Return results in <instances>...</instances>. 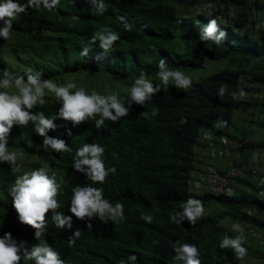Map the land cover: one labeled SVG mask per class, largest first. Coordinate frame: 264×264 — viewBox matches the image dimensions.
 Segmentation results:
<instances>
[{
    "label": "trees",
    "instance_id": "obj_1",
    "mask_svg": "<svg viewBox=\"0 0 264 264\" xmlns=\"http://www.w3.org/2000/svg\"><path fill=\"white\" fill-rule=\"evenodd\" d=\"M104 3L107 11L103 14L85 0H59L51 8L41 3L38 8H29L27 14L17 15L10 38H0V79L5 70L14 74L32 70L41 72L44 79L65 82L92 73L105 74L130 86L131 77H138L141 71L151 82L158 80L161 58L173 70L205 68L207 60L225 61L227 65L192 81L187 90L169 84L168 91L161 90L144 106L133 103L129 115L115 123L105 120L100 129L91 120L73 127L70 122L56 119L58 127L48 135L64 139L71 148L69 152L56 153L43 147V138L35 133L32 122L26 127L13 126L8 136L9 148L43 158L31 166L36 169L50 165V172L55 173L60 184L59 212L72 215L68 209L72 189L77 185L102 189L105 199L123 205L122 220L105 223L93 219L91 228L87 227L88 221L73 216L71 229H58L49 213L45 239L64 264H182L173 259V245L177 242L196 245L201 264H232L230 251L219 247L227 233L220 225V215L208 211L195 225L187 220L177 225L170 217L181 212V204L193 197L203 205L216 200L228 209L227 213L236 217L241 212L243 219L264 226L260 216L248 212L250 208L264 211L262 199L247 194L211 197L190 190L197 161L194 148L200 132L204 129L219 132L232 124L238 108L264 104L258 99L248 101L244 95L255 85L264 86V31L255 36V22L246 27L259 4L254 0V4L252 0H104ZM208 4L212 5L211 16L206 8L203 10ZM185 7L201 10L185 11ZM263 7L264 1L260 8ZM120 17H125V21ZM212 18H218L220 29L226 32L220 45L199 40L200 28ZM103 26L120 36L109 53H104L98 42L91 41ZM83 47L92 49L88 56L80 54ZM221 87L225 89L223 96ZM128 99L121 102L127 105ZM58 110V102L37 104L32 109L33 113L43 112L48 118L56 116ZM144 111L147 117L141 116ZM67 129H71V136L67 135ZM85 143L102 146L105 167L116 169L102 184H92L73 167L76 150ZM20 169L22 173L23 167ZM21 173H14L9 164L0 163V237L10 232L14 239L26 241L31 248L38 243L34 229L19 222L9 194L15 176ZM142 215L152 216L151 223L142 219ZM76 230H80L78 238L73 236ZM243 246L247 249L246 259L252 246L247 242ZM132 256L135 261L130 259Z\"/></svg>",
    "mask_w": 264,
    "mask_h": 264
},
{
    "label": "clouds",
    "instance_id": "obj_2",
    "mask_svg": "<svg viewBox=\"0 0 264 264\" xmlns=\"http://www.w3.org/2000/svg\"><path fill=\"white\" fill-rule=\"evenodd\" d=\"M254 1L259 6L253 9L246 27H251L253 22L256 25L258 22L254 16V12L256 13L260 8L261 0ZM85 2L95 8L100 14L107 11L104 0H85ZM41 3L44 7L51 8L59 4V0H27V3H20L19 0H0V21H3V26L0 27V38L8 40L11 36L13 20L16 16L21 13L27 14L29 8H38ZM205 8L208 10V15L211 16L212 5H205L203 10ZM187 10L188 8L185 7V11ZM73 19H78V17H73ZM119 19L125 21V17H120ZM254 33L257 36L260 33L256 26L254 27ZM225 37L226 32L220 29L218 18L209 19V22L199 30V40L204 43L211 42L215 45H220ZM119 39L120 36L117 32L107 26H103L92 36L91 41L93 44L98 42L99 48L104 53H109ZM91 51L92 49L90 47H83L80 54L85 57ZM157 67V77L161 82L158 85H154L143 71H141L138 77L135 75L131 77L133 84L130 85L131 88L129 90L127 105L121 102L116 93L103 95L95 90L89 93L82 87L77 88V85L73 82L57 84L52 79H44L42 78L43 74L37 71L28 70L23 74H14L5 70L3 78L0 79V163H7L14 173H21L18 160L23 153L9 150L8 146V136L13 126L26 127L29 122H32L35 133L43 138V147H50L56 153L69 152L71 148L64 139L48 135L50 131L57 129L56 119L70 122L73 127L91 120L94 122L95 127L100 129L103 127L105 120L115 123L129 115L133 103L144 106L146 102L150 101L161 90L168 91L170 82L177 89L187 90L191 87L192 81L190 77L180 70L171 69L165 59L161 58ZM46 91L53 93L56 101L59 103L58 114L53 118L46 117L43 112L33 113L32 111L37 104L45 103ZM224 92L225 89L221 87L220 95L223 96ZM152 114L155 115V111ZM141 116L147 117L148 113L144 111L141 113ZM66 131L67 135H72L71 129H67ZM256 148L264 149V142H261ZM103 154L104 148L99 144L85 143L81 148L76 150L73 167L77 172L83 173L92 184H102L110 172L114 173L116 171L115 167L111 169L105 167L102 159ZM249 162L254 161L250 160L245 163H238L235 166ZM209 166L216 168L213 165H208L206 169ZM50 169V165L41 166L30 171H23L21 174L15 176L14 182L9 190L12 198V207L17 214L19 222L34 229V238L38 243L29 248L26 241L18 242L10 232H5L0 237V264H22V262L23 264H29V262L31 264H64L59 253L45 239L49 213L52 214L51 219L53 225L58 229L65 227L71 229L73 216L78 220L88 221V228L92 227L91 221L93 219H99L105 223L108 220L116 222L123 219V205L119 202L113 204L104 198L102 189L92 186L82 187L77 185L72 189L70 207L68 209L72 213L71 216L59 212L60 202L58 195L60 184L57 183L56 175L54 172H50ZM200 171L204 172L203 170H199L198 173ZM198 173L195 177L197 180V189L202 194H208L211 197H222L213 196L206 192L201 186V179H199ZM260 173L261 171L257 175L248 174L234 179L233 195L231 189H229L227 194L231 196L223 197L247 194L251 197L264 200L262 198L264 197V192L260 193L261 197L258 194H248L242 190L238 192V188L243 179H254ZM193 177L192 173L190 190L198 194L196 193V189L192 188ZM211 203L212 201L203 205L202 201L189 197L181 204L182 211L173 214L170 219L177 225L181 224L184 220L195 225L196 221L204 213L208 212L207 209H211ZM224 209L226 211H223ZM227 210L224 207L210 212L220 215L221 225V217L227 214ZM141 218L148 223H151L153 219L150 215H142ZM231 229L237 235L230 237L226 233L220 241L219 247L220 249L230 251L232 264H247L244 259L247 254V249L243 246L246 240L244 228L240 223L233 222ZM227 232L229 233V229H227ZM73 236L78 238L80 236V230H76ZM173 251L175 252V256L173 257L175 261L182 262V264H201L199 249L194 244L177 242L173 245ZM233 258L236 259L233 260ZM130 259L135 261L136 257L132 256Z\"/></svg>",
    "mask_w": 264,
    "mask_h": 264
},
{
    "label": "crops",
    "instance_id": "obj_3",
    "mask_svg": "<svg viewBox=\"0 0 264 264\" xmlns=\"http://www.w3.org/2000/svg\"><path fill=\"white\" fill-rule=\"evenodd\" d=\"M264 0H261V4ZM200 7L188 8L187 11H199ZM257 30L264 31V7L259 8ZM254 12V16L256 15ZM251 92H245L248 101H256L257 99L264 103V86L255 85ZM260 90V91H259ZM264 142V104L259 106L240 107L235 111L234 119L231 125L220 128L219 132L209 129L202 130L199 142L194 148L196 168L194 176H197L199 170L205 171L208 165H213L218 169L228 170L238 163L248 161L262 162L263 170L254 179H243L238 188L239 191L248 194H258L264 192V161L263 148H250V143L260 144ZM247 146V147H246ZM244 157V158H242ZM192 188L196 189L197 185L192 184ZM261 197V196H260ZM264 199V197H262ZM217 208L211 206L207 211H216ZM223 211H226L224 209ZM233 211V210H231ZM237 213V210H234ZM250 214L260 216L264 220V211H258L254 208L248 209ZM242 213L224 214L221 217V225L225 229H229L227 236L234 237L237 235L233 232L231 225L238 222L244 228L245 242L252 246L251 254L245 259L247 264H264V226L250 223L247 219L242 218ZM243 219V220H242ZM236 258H233L235 260Z\"/></svg>",
    "mask_w": 264,
    "mask_h": 264
},
{
    "label": "rangeland",
    "instance_id": "obj_4",
    "mask_svg": "<svg viewBox=\"0 0 264 264\" xmlns=\"http://www.w3.org/2000/svg\"><path fill=\"white\" fill-rule=\"evenodd\" d=\"M255 36H257L254 33ZM226 62L224 61H211L207 60V64L205 68L195 69V70H180L185 73L188 77H190L191 81H198L202 77L208 76L213 72L223 69V66H226ZM61 80V79H60ZM67 82H73L77 85V88H84L87 92L91 93L93 90L97 91L100 94L107 95L116 93L120 100L129 98V90L131 86L123 83L121 80L107 76L105 74L94 75L92 73L87 75H79L73 78L67 79ZM57 84L66 83L64 80L61 81H53ZM153 82H160V80H153ZM161 83V82H160ZM172 84V82H170ZM45 102H57L53 93L45 92ZM9 150H14L20 153H23L20 150L9 148ZM244 158V157H242ZM38 160H43V158L27 156L25 153L18 160V164L20 168L23 167L24 171H30L34 169L31 164L37 162ZM194 176V173H193ZM192 184L197 185V180L195 176L192 179ZM196 193L202 194L199 189L196 188ZM211 202V201H210ZM211 205L215 208H224L221 203L216 200H212Z\"/></svg>",
    "mask_w": 264,
    "mask_h": 264
},
{
    "label": "built area",
    "instance_id": "obj_5",
    "mask_svg": "<svg viewBox=\"0 0 264 264\" xmlns=\"http://www.w3.org/2000/svg\"><path fill=\"white\" fill-rule=\"evenodd\" d=\"M256 13L255 18L257 19ZM264 151V149H263ZM264 156V155H263ZM264 160V157H263ZM262 171V163L249 162L235 166L231 170L221 171L209 166L206 171L198 173L201 179V186L206 192L213 196H231L228 195V190L231 189L232 195L234 193L233 180L245 175H257Z\"/></svg>",
    "mask_w": 264,
    "mask_h": 264
}]
</instances>
